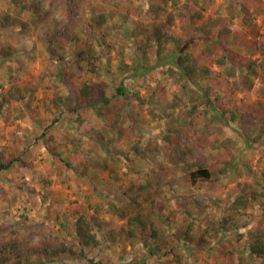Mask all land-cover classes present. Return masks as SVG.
I'll list each match as a JSON object with an SVG mask.
<instances>
[{
	"label": "trees",
	"instance_id": "1",
	"mask_svg": "<svg viewBox=\"0 0 264 264\" xmlns=\"http://www.w3.org/2000/svg\"><path fill=\"white\" fill-rule=\"evenodd\" d=\"M211 2L212 0H186L180 11L181 17L188 18L190 28L183 35L167 32L163 22L157 21L152 25L143 23L129 27L131 17L128 14H123L122 21L118 24L114 18L117 11H98L92 2L87 14L90 33L86 34L84 46L76 52L75 59L68 54L70 46H61L56 50L58 56L54 60L51 74L38 75V84L33 83L32 86L26 87L12 81L15 69L12 65L7 66L12 84L0 93V115L6 116L5 123L12 117L23 118L27 115L22 102L26 103L30 110L38 87L50 89L53 97L51 106L48 107L47 119H40L43 126L41 135H46L52 126L60 129L62 154L65 150L72 152L70 156L63 154L60 157L66 167L83 177H90L91 172H107L116 183H122L126 178L129 183L124 184L126 199H121V204L118 205L114 198H107L94 204V220H87L86 215L80 214L73 223L68 222L70 241L80 246L79 250L74 246L63 245L56 238L44 242L40 247L31 246L28 250H23L19 242L7 240L0 245V264H28L30 257L33 264H67V258L75 255L82 257L87 263L97 264L85 249L98 247L103 240L109 239L106 227L110 223L100 219L104 213H110L125 221L121 226V233L129 238L134 248H143L147 256L155 255L157 262L153 264H170L171 261L175 264H188L187 258L198 250L213 249L222 241L232 242L233 238L242 236V231L255 233V238L246 250L249 258L241 256L239 259L242 263L250 259L256 264H264V211L260 209V214L248 212L257 209L264 200V188L246 183H241L240 190L230 194L225 204V210L229 213L223 215L220 220L205 214V211L209 210L207 206L199 208L197 212L185 211L182 214L183 220L176 223L170 231L176 236L177 243L172 259H167L162 245L172 243V236L168 235V228L165 230L157 226V198L151 191L146 192L156 187L159 172L141 169L133 173L130 170L133 162L141 161L143 157L134 146L129 148V145L123 142L127 135L133 134L137 136L138 143L143 145L146 133L139 127L135 114L138 111L136 108L147 104L153 119L163 118L165 115L166 119L170 120L167 133L162 137L164 141L171 142L174 137L178 138L176 133H183L188 138H194L198 134L201 147L209 145L219 151L218 154L210 155V160H204L194 166L190 172L192 181L208 182L232 172L239 176L240 170L229 151L230 146L237 143L231 137L224 136L223 126L236 131L245 140H250V134L253 132L264 135V116L260 118L259 123L244 126L246 122L242 112H237V107L234 108V104L226 99L225 92L240 89L243 66L254 70L256 60L243 64L237 53L230 50L228 42L236 41L233 31L231 27L222 25L212 16H207L205 12ZM25 3L26 0H8L7 9L0 14V22L16 31L26 29L30 23L29 19L23 20L16 15ZM80 3V0H64L70 12L78 9ZM158 7V10L166 11L165 5L159 4ZM243 8L245 12L240 16L242 22L257 27L254 19L256 15L263 13V8L259 7L255 14L246 12L249 11L246 5ZM151 12L155 14L156 10ZM170 22H175L174 17L169 18ZM119 27L129 28L125 38L128 45L134 48L131 62L125 59L126 44L120 42L123 34ZM1 35L3 29L0 27ZM0 47V57L4 60L15 55L12 44L0 41ZM261 47L264 48V45ZM41 53L50 59L56 56L52 50L45 49ZM114 59L117 61L114 62ZM7 63L11 64L10 61ZM213 65L223 70L216 72ZM76 71H80L82 77L93 76L98 82H83L79 88L68 83L62 85L65 78L75 76ZM154 71L161 76L163 88L161 90L159 84L153 83V92L146 98L140 93L141 85L137 84V79L148 77ZM105 77L115 83L109 84ZM230 77H233L234 84L224 82V78L226 81ZM209 79L213 81L207 86L205 83ZM146 80L150 83L152 81ZM242 80L243 87L252 88L250 75H246ZM4 87L5 83L2 82L1 88ZM107 88L113 91L112 96L107 94ZM84 109H92L103 120L99 127L91 124L87 130L88 135L81 131L85 122ZM15 111L18 114L12 116L11 113ZM67 112L70 114L64 117ZM109 118H112V123L107 121ZM62 127H65V131ZM222 155L225 158L221 160ZM19 159L1 158L0 169L7 170L14 162H22ZM120 168L124 169V173L119 172ZM11 182L20 187L24 184L16 173ZM248 188H251L249 192ZM157 189L155 188L156 191ZM162 189L166 191L164 187ZM140 197L149 203L148 206L141 205ZM197 228L201 234L194 243L195 235L200 233ZM95 229L97 232H94ZM147 256L133 258L129 264H147Z\"/></svg>",
	"mask_w": 264,
	"mask_h": 264
},
{
	"label": "rangeland",
	"instance_id": "2",
	"mask_svg": "<svg viewBox=\"0 0 264 264\" xmlns=\"http://www.w3.org/2000/svg\"><path fill=\"white\" fill-rule=\"evenodd\" d=\"M80 1L79 8L70 12L64 0H26L16 13L18 18L29 19L30 23L26 29L16 31L0 22V27L3 29L0 41L12 44L15 50V55L7 60L0 57V93L12 84L7 66L12 65L15 69V72H12V81L21 87H26L32 86L33 83L38 84V75L51 74L54 60L58 56L56 50L61 46H70L68 54L75 59L76 52L84 46L86 34L90 33L87 14L92 2L98 11L104 9L117 11L114 18L118 24L122 21L121 16L128 14L131 17L129 27L143 23L152 25L154 21H157L163 22L167 32L179 35H183L190 28L188 18L181 17L180 11L186 4V0H167L166 3L164 0ZM159 4L165 5L166 11L158 10ZM244 5L249 8L246 12L252 14H255L259 7L263 8V13L256 15L254 19L257 27L245 25L242 22L240 16L245 12ZM7 6L8 0H0V14L7 9ZM153 9L156 10L155 14L151 12ZM205 13L217 19L222 25L231 27L236 41H229L228 47L232 52L237 53L243 64L256 60L254 70L246 65L243 66L239 81L240 89L226 91L225 97L234 104V108L237 107V112H242L246 122V124L243 123L244 126H250L249 123H259L260 118L264 116V51H262L264 48L261 47L264 45V0H212ZM170 17H174L175 22L169 23ZM127 29L119 27V31L123 34L120 42L126 44L125 59L131 62L134 48L128 45L125 38ZM45 49L52 50L56 56L52 59L42 56L41 51ZM113 54L116 55V52ZM8 61L11 64H8ZM116 61L117 59H114V62ZM213 69L216 72L223 70L216 65H213ZM246 75H250L253 81L252 88L243 87L242 78ZM160 78L161 76L154 71L148 77L137 79V84L141 85V95L148 98L155 87L153 83L159 84L162 90L163 82ZM146 79H151V83ZM105 80L109 84L115 83L108 77H105ZM223 80L226 84H234L233 77ZM212 81L207 80L205 85H210ZM2 82L5 83L4 89L1 88ZM83 82L91 84L98 80L90 75L82 77L80 71L79 73L76 71V75L67 76L62 85L68 83L79 88ZM107 94L112 96L113 91L107 88ZM52 97L53 92L50 89L38 87L30 110L26 107V103L22 102V106L26 108L25 117H12L5 123L6 116L0 115V159L20 158L22 161L14 162L13 166L7 170L0 169V245L7 240H14L20 243L23 250H28L31 246L40 247L44 242L56 238L63 245L74 246L79 250L80 246L70 241L68 222L73 223L80 214L86 215L87 220H94V204L107 198L116 199L118 205L121 204V199L124 201L126 199L123 190L126 189L124 184H128L129 179L116 183L107 172H91L90 177L71 172L60 158L63 154L70 156L72 153L70 150H65L62 154L60 129L52 126L46 135H41L43 126L40 124V119H47ZM136 109L138 111L135 114V120L146 133L145 141L143 145L139 144L137 136L129 134L123 142L128 144L129 148L134 146V149L143 157L141 161L133 162L130 168L133 173L141 169L159 172V181L155 187L158 191L154 188L146 192L151 191L157 198L158 207L155 218L157 226L165 230L168 228V235L172 236V243L162 245L163 252L167 254L166 258L171 260L177 242L176 236H173L170 231L176 223L183 220L182 214L185 211L197 212L199 208L207 206L209 210L205 211V214L220 220L223 215L229 213L225 210L228 197L240 190L241 183L260 185L264 188V135L253 132L250 134L251 139L245 140L236 131L223 126L224 136L231 137L237 143L231 145L229 151L240 170L239 176L232 172L220 175L216 180L194 182L190 177L194 166L204 160H210V155L218 154L219 151L209 145L201 147L198 134L194 138H188L183 133H176L178 138L174 137L171 142L164 141L162 137L167 133L170 121L166 119L167 116L153 119L147 104ZM16 114H18L16 111L11 113L12 116ZM68 114L70 113L67 112L64 117ZM83 115L85 122L81 126V131L84 135H88L87 130L91 124L94 123L99 127L103 123L92 109H84ZM107 121L112 123V118ZM198 123L200 124L199 121ZM62 128L65 131V127ZM135 153L132 152V154ZM224 158L222 155L221 160ZM17 165L20 167L16 168ZM119 172L124 173V169L120 168ZM15 173L24 182L23 187L11 182ZM122 185L124 187H121ZM163 187L166 191H163ZM250 189L248 188V192ZM139 201L143 206L149 204L143 197H140ZM260 209L264 211V200L260 202L257 209L254 208L248 212L260 214ZM100 219L110 223L106 227L109 239L103 240L98 247L85 249L88 256L94 258L97 264L99 262L129 264L133 258L140 259L147 256L143 248H134L129 238L121 233L124 220L110 213H104ZM64 223L66 225H63ZM94 232L97 230L95 229ZM197 232L200 233L195 235L194 243L201 234L199 228ZM241 234L240 238H233L232 242L222 241L213 249L198 250L187 258L188 264H256L250 259L243 263L239 259L241 256L249 258L246 250L255 238L253 232L242 231ZM37 256L39 258V255ZM67 260V264H90L77 255ZM146 260L147 264H153L157 262V257L147 256ZM28 264H33L31 257ZM170 264L175 263L171 261Z\"/></svg>",
	"mask_w": 264,
	"mask_h": 264
}]
</instances>
